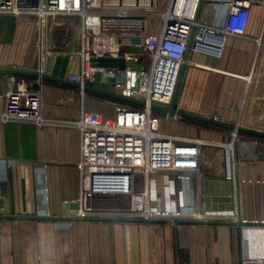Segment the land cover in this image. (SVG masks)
Returning a JSON list of instances; mask_svg holds the SVG:
<instances>
[{
  "label": "crops",
  "instance_id": "obj_1",
  "mask_svg": "<svg viewBox=\"0 0 264 264\" xmlns=\"http://www.w3.org/2000/svg\"><path fill=\"white\" fill-rule=\"evenodd\" d=\"M225 11L221 2L203 0L198 19L218 27ZM263 12L261 6L252 7L248 34L259 33ZM37 37L34 22L0 13V68L42 70L62 78L79 70V41L75 36L57 40L47 35L49 52L44 60H40ZM57 44L61 49L55 47ZM252 47L249 39L228 36L220 57L190 50L176 105L235 123L246 90L237 72L242 55ZM116 76L124 78L121 73ZM23 79L29 89L42 91L41 110L49 123L37 126L0 120V210L18 216H57L61 204L74 202L79 194L80 134L70 122L77 120L84 110L112 117L111 103L116 101L82 94L66 84ZM94 84L113 90L110 79ZM13 87L10 75H0V113L5 92ZM254 92L253 112L264 124V86ZM108 110L111 112L107 114ZM157 114L163 132L217 142H227L222 136L231 132ZM236 141L234 169L228 150L211 145L202 151L199 179L185 172L151 175L148 190L152 207L178 212L180 220H192L197 209L212 210L213 205L217 210H230L235 181L239 218L264 225V140L237 137ZM202 176L211 177L207 196L202 193ZM127 203V198L120 202ZM175 227L171 223L2 219L0 264H177L176 231L182 264H239L241 226L180 224L177 230Z\"/></svg>",
  "mask_w": 264,
  "mask_h": 264
},
{
  "label": "built area",
  "instance_id": "obj_2",
  "mask_svg": "<svg viewBox=\"0 0 264 264\" xmlns=\"http://www.w3.org/2000/svg\"><path fill=\"white\" fill-rule=\"evenodd\" d=\"M202 1L0 0V13L12 14L37 26L40 60L49 52L47 35L77 18L79 70L67 73L66 79L81 85L110 79L114 91L144 101L138 107L112 102V117L84 110L77 120L70 122L80 134L77 162L80 185L77 198L71 202L76 206L68 207L66 216L172 220L179 217L178 212L162 211L150 203L151 175L185 172L199 179L202 151L211 145L230 152L234 169L236 131L230 132L228 142L163 132L159 128L160 117L150 106L170 105L189 42L190 50L217 57L221 56L228 36L253 42L252 49L242 55L237 72L246 90L235 124L264 130V124L253 112L254 91L264 86V12L259 33L255 36L247 33L252 7L261 6L264 10V0H214L226 6L218 27L199 21ZM133 38H138L139 43H133ZM132 47L138 51L131 50ZM140 58L146 60L145 64L139 63ZM118 73L124 78L116 76ZM10 79L15 87L5 92L0 120L37 126L49 123L41 110L42 91L29 89L23 78L10 76ZM80 92L83 94L82 89ZM234 186L230 210L197 209L191 219L238 221ZM99 197L117 203L105 204ZM126 198L127 205L120 204ZM239 247V264H264V225L243 226Z\"/></svg>",
  "mask_w": 264,
  "mask_h": 264
},
{
  "label": "water",
  "instance_id": "obj_3",
  "mask_svg": "<svg viewBox=\"0 0 264 264\" xmlns=\"http://www.w3.org/2000/svg\"><path fill=\"white\" fill-rule=\"evenodd\" d=\"M132 42L137 44L139 43L138 38H133ZM131 50L138 51L136 47H132ZM44 51V50H43ZM190 51V42L188 43L187 49L185 51V63L182 64L177 84L175 87L174 95L172 98V101L170 105L163 106L158 105L155 103H152L150 106L153 110L161 112V113H167L171 117H180L189 119L195 122L207 124L214 127L224 128L230 131H236L237 134L244 133L251 136L264 138V130H257L254 128H249L245 126H239L235 123L225 122L223 120L209 117L205 115H201L198 113L187 111L181 107H178L176 105V99L182 79V75L184 72V67L187 62V58ZM106 66H114V64H105ZM119 67L122 69L124 67V63L121 61L119 62ZM0 75H10L14 77H20V78H35L40 82L43 81H51V82H57L60 84H66L73 88H76L78 90L82 89L83 93L85 94H91L93 96H96L98 98L106 99L109 101H117L122 103H131L138 106H143L144 101L140 99L133 98L131 96L122 94L120 92L111 90L109 88H104L98 85H92V84H84L81 85L79 83L70 81L66 78L53 76L45 71H39V70H29L27 68H20V67H3L0 68ZM211 177L208 176H202V193L203 195L207 196L209 194L208 186L209 181ZM75 203H62L61 204V211L60 214L55 215H49V216H18V215H11L8 214L6 210H0V220L2 219H35V220H51V221H88V222H94V221H100V222H125V223H171L174 224L176 227V230L180 224H208V225H232V226H242V225H255V222H246L241 219L238 221H199V220H180L179 218H175L172 220H164V219H150V218H76V217H68L66 216V211L68 207H75ZM212 210H217V206L213 205L211 206ZM176 261L177 264H182V258H181V250L179 246V240H178V232L176 231Z\"/></svg>",
  "mask_w": 264,
  "mask_h": 264
},
{
  "label": "rangeland",
  "instance_id": "obj_4",
  "mask_svg": "<svg viewBox=\"0 0 264 264\" xmlns=\"http://www.w3.org/2000/svg\"><path fill=\"white\" fill-rule=\"evenodd\" d=\"M77 32H78V19L77 18H72L69 20V22L67 23L66 26H64L63 28H57L53 31V33L51 35H53L54 38H57V40L61 37H66V38H70L71 36H75L76 39H77ZM38 39V37H37ZM54 43L52 44V47L54 48ZM55 47H58V44L55 46ZM59 49H61V46L58 47ZM145 59L143 58H140L139 59V63L140 64H145ZM135 64V63H134ZM133 68H135L133 66ZM111 110H108L107 114L110 113ZM227 134V133H226ZM230 134V133H229ZM227 140V142L230 140V135L226 136V135H223L222 136V140ZM237 140V138H236ZM235 140V150H236V141ZM217 146V145H216ZM229 155H230V152L228 151Z\"/></svg>",
  "mask_w": 264,
  "mask_h": 264
},
{
  "label": "trees",
  "instance_id": "obj_5",
  "mask_svg": "<svg viewBox=\"0 0 264 264\" xmlns=\"http://www.w3.org/2000/svg\"><path fill=\"white\" fill-rule=\"evenodd\" d=\"M25 79H29V78H25ZM155 113L157 114L158 111H155ZM204 126L212 127L214 129H218V130H224L223 128H216V127H213V126H208L207 124H204ZM237 137H245V138H249V139H252V140H264V138H259V137L251 136V135L244 134V133H239ZM98 200H100L102 203H105V204L106 203L107 204H114V203L116 204L117 203V202H113L112 199L107 198V197H99Z\"/></svg>",
  "mask_w": 264,
  "mask_h": 264
}]
</instances>
